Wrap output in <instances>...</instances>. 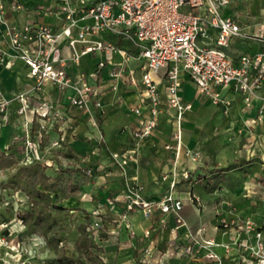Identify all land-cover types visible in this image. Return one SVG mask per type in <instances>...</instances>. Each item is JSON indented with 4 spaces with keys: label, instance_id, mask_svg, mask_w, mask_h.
<instances>
[{
    "label": "built area",
    "instance_id": "1",
    "mask_svg": "<svg viewBox=\"0 0 264 264\" xmlns=\"http://www.w3.org/2000/svg\"><path fill=\"white\" fill-rule=\"evenodd\" d=\"M60 1L54 7L26 5L20 0H0V66L11 69L21 62L31 79L28 89L11 98L4 95L0 83V113L5 115L8 106L16 101L19 104L17 114L24 117L22 134H14L11 140V144H16L23 163L38 162L44 154L53 153L60 146V138L47 145L44 142L56 125L70 119L66 107L87 110L92 104L101 109L97 88L86 84L84 75L73 81L67 72L69 63L78 64L83 56L90 53L103 56L91 74L96 80L105 63L111 62L115 54L124 59L133 56L142 61L139 82L130 78L131 84L142 87L147 107L146 116L132 132L136 140L148 137L157 125L160 95L151 73L163 69L166 99L175 109L179 125L182 115L192 107L180 94L182 73L187 74L198 92L214 104H228L220 97V88L241 94L247 106L254 98H259V118L263 116L264 95H259V92L264 87V51L242 54L237 60L226 53L231 38L243 36L240 24L224 15L229 0ZM13 11L34 16H60L62 24L60 28H54L35 20L12 23L6 14ZM210 29L215 32L211 33ZM64 40L69 48L67 56L62 52ZM120 73L117 69L111 75L118 78ZM78 82L82 84L78 85ZM48 84L60 92L68 88L73 90L66 104L42 96L43 88ZM116 88V84L113 85V89ZM133 112L142 115L140 107L133 108ZM175 149L179 153L181 138H177ZM111 158L124 176L125 214L138 209L149 218L155 206L161 213L174 214L175 229L186 225L180 214L182 202L173 195L178 183L176 171L172 172L165 196L152 202L144 197L142 185L128 179V157L121 152H113ZM181 178L186 180L189 173L182 172ZM257 185L262 189L264 202V174ZM195 201L201 205L199 198L195 197ZM99 211L93 209L91 215L100 216ZM160 223L164 225L165 219ZM99 226V221H93L95 238L99 236ZM217 226L227 237V242L206 237L205 228L201 227L195 233L187 231L185 242L169 251V256L185 257L196 264H264V217L261 220L249 216L221 218ZM0 227L3 228H0V248L3 244L7 247L5 254L0 256V264H24L14 258L18 250L8 246L11 239L6 241V238L11 233L7 234L6 230L10 232L7 225L1 224ZM144 253L149 255V249Z\"/></svg>",
    "mask_w": 264,
    "mask_h": 264
},
{
    "label": "crops",
    "instance_id": "2",
    "mask_svg": "<svg viewBox=\"0 0 264 264\" xmlns=\"http://www.w3.org/2000/svg\"><path fill=\"white\" fill-rule=\"evenodd\" d=\"M20 1L26 5L42 4L54 7L61 3L60 0ZM75 1L77 0H73ZM227 9L224 15L234 18L240 24L241 20L227 14ZM6 18L17 24L35 20L50 24L54 28H60L62 24V17L54 15L34 16L26 12L13 11L8 12ZM240 26L243 36L231 38L229 46L225 49L226 53L237 60L242 54L264 51V20L259 24L252 21ZM210 31L215 32L213 29ZM61 44L62 52L67 56L69 48L66 40ZM101 59L103 56L99 53H90L83 56L78 64L69 63L67 67V72L73 81L84 75V82L97 88L101 109H95L92 104L87 110L66 107L70 119L56 125L53 129L56 128L57 131L52 129L45 137V143L46 138H61L71 149L86 154L89 152H87L89 146L85 138L93 131L90 124L95 123V118L98 119L102 130V140L99 142L102 152L95 154L101 159L98 167L100 169L98 182L101 181V185L114 193L113 203L107 204L108 206L102 204L98 206L104 218L102 225L106 228L107 237L102 239L98 236L94 237V240L102 249L100 256L103 264H196L185 257L169 256V251L185 242L187 231L195 233L199 228L204 227L206 237L227 242V237L222 235L217 226L221 218L249 216L261 220L264 217L262 189L257 185L264 174V114L259 118L260 99L254 98L251 105L247 106L241 94L228 88H220L218 90L220 97L228 101L226 105L228 118L224 123L234 128L232 134L234 138H184L186 147L193 152L191 158L184 154L180 157V151L176 153V149L166 148L169 145V115L166 111L163 112L164 109L161 107L162 98L166 97L165 69L151 73L158 84L160 95L157 125L145 138V147L137 155L139 162H131L126 168L128 178L133 183L142 185L144 197L152 202L157 201L162 194H166L173 171L179 173L187 171L192 179L181 178L176 186L180 191L175 190L174 195L177 198L179 194L178 197L182 201V215L186 225L175 229L174 216L161 213L157 208L152 209L153 215L151 214L149 218L144 217L138 209L125 214L124 178L118 174L119 169L110 154L113 151L121 152L126 148L130 130H134L146 116L144 91L140 85H133L130 82L131 77L139 82L142 61L133 56L124 59L121 55L115 54L111 62L105 63L96 80L91 74ZM117 69H120L121 73L115 78L111 72ZM0 83L4 95L11 98L28 89L31 79L23 63L18 62L11 69L0 66ZM81 84L82 82H78V85ZM115 84L117 88L113 89ZM72 93L71 88L60 92L48 84L43 88L42 96L66 104L68 96ZM180 94L182 99L190 102L192 106L194 103L199 104L204 97L185 73L181 74ZM259 95H264V87ZM18 106V102L14 101L8 106L5 115L0 113V148L13 154H16L17 147L16 144H11L12 137L17 133L22 134L24 124V117L17 114ZM226 106L213 104L210 109L212 112L217 109L223 112ZM135 107H140L142 115L138 116L133 112ZM239 160H246L248 163L230 171L222 173L217 171ZM240 172L243 174L242 179L238 178ZM164 175L166 178L162 179ZM197 176H200L199 180L195 179ZM92 185L89 184L90 187ZM192 196L201 201L199 213L195 212ZM69 198L72 199L71 204L75 203L80 207L84 205L91 210L95 208L89 200L79 201L76 197ZM161 219L166 220L163 226L160 223ZM146 232L149 234L146 235ZM145 249H149V255H145ZM217 250L221 252V249Z\"/></svg>",
    "mask_w": 264,
    "mask_h": 264
},
{
    "label": "rangeland",
    "instance_id": "3",
    "mask_svg": "<svg viewBox=\"0 0 264 264\" xmlns=\"http://www.w3.org/2000/svg\"><path fill=\"white\" fill-rule=\"evenodd\" d=\"M28 1L43 2L46 0ZM226 8H228L226 13L239 18L241 20L240 24L242 25L252 21H255V24H259L264 20V0H229V4ZM213 104L214 103L208 98L202 97L199 104L194 103L191 109L187 110L182 115L181 123L179 125L175 109L171 107L166 97L162 98L161 107L164 109L163 112L166 111L169 115L170 133L168 136V146L175 149V146L177 145V138H181L180 157L182 154L190 157L192 155L191 152H193L192 149L186 147L184 138H234L232 136L234 128L229 127L224 123L225 119L228 118V110L226 106L228 104H224V106H226L223 108L224 113L219 109L212 112L210 107L213 106ZM94 108L97 109L96 107ZM90 125L93 128V131L89 137L85 138V140L88 141V153L83 154L71 149L60 138V146L56 147L53 153L46 154L42 160L38 161L45 166L46 174H48L53 180H58L57 190L51 191L50 200L48 201L49 209L47 211V218L49 223L42 229L44 234L40 230H32L26 221H22L20 219V214L32 208L30 199L26 196V194L21 190H14L13 188L8 187L4 188L5 184L12 180H15L17 183L21 181L20 178L14 177L19 170V167L0 170V225L5 224L10 230V232L6 230L7 234L11 233L10 236L6 238V241L11 239V244L8 246L14 248L15 251L18 250L17 253H15L16 256L14 255L15 260H18V262L22 261L24 264H48L49 260L56 258L58 255L57 250H62V252L68 255L75 254L74 240L78 235L77 228L81 223L85 222L82 212L77 209L80 208L87 210L90 214L93 209H88L87 207H84V205H81L80 207L75 203L71 204V198H63L69 183L74 184V186L77 187L78 192L75 197L79 201L89 200L95 206L94 209H99L98 206H101L100 204L108 206L110 203L114 202V193L110 192L103 185H101V181L98 182V177L100 176V169H98V167L101 164V159L95 154L97 152H102V146L99 144L102 140V130L98 119L95 118V124ZM55 130L57 131L56 128L53 129V131ZM156 131L157 130H155V132ZM132 132L133 130L131 129L130 138H128L126 148L121 151L122 154L128 157V166L131 162H139L137 155L142 148L145 147L144 143L146 141L145 138L141 140L132 138ZM239 134L241 133L239 132ZM56 139L46 138V143L44 142V144L47 145L50 140ZM155 143H157V141ZM16 151L17 152L14 155L18 159V166L28 164L23 163L24 160L18 149ZM68 152L70 153V157H66L67 154H69ZM89 156L96 157L89 158ZM193 157L196 158L197 155H193ZM179 163L180 159L178 161V164ZM118 174L123 176L120 170L118 171ZM238 175V178H243L242 172ZM85 177L89 180L88 184L83 183ZM176 177L179 183L181 173L176 172ZM93 183L94 185H92ZM89 184L92 185V187H90ZM176 186L173 190V195H175V190L178 192L180 191ZM167 192L168 190L166 193ZM164 196L165 194H162L157 201ZM178 196L177 199H180ZM103 199L105 201H102ZM191 201L195 207V212L199 213L198 208L201 205L198 206L196 204L195 197L193 196L191 197ZM53 204L62 206L65 210L57 212V210L51 208ZM153 208L157 207L154 206ZM167 214L174 216L173 213ZM180 214L182 215V209L180 210ZM92 219L93 221H99V224L102 225L104 218L100 215L92 216ZM1 235L2 234H0V237ZM52 236L60 237L61 239V241L58 242L57 249L47 246L46 238H50ZM181 245L182 244L177 247ZM5 251H7V247L3 244L0 248L1 257L5 254Z\"/></svg>",
    "mask_w": 264,
    "mask_h": 264
},
{
    "label": "trees",
    "instance_id": "4",
    "mask_svg": "<svg viewBox=\"0 0 264 264\" xmlns=\"http://www.w3.org/2000/svg\"><path fill=\"white\" fill-rule=\"evenodd\" d=\"M66 157H70V153ZM247 163L248 161L246 160H239L226 167L219 168L217 171L219 173L230 171ZM16 167H19V170L14 177L20 178L21 181L17 183L15 180H12L6 183L4 188L8 187L14 190H21L26 194L30 199L32 208L20 214V219L26 221L32 230L42 231L43 227L49 223L47 218V211L49 209L48 201L50 200L51 191L57 190L58 180H53L46 174L45 166L41 162L18 166L16 156L0 148V170ZM191 179L192 177L189 175V178L186 180ZM195 179L199 180L200 176H197ZM88 182L89 180L85 177L83 183L86 184ZM77 192V187L69 183L63 198L75 197ZM51 208L57 210V212L65 210L64 207L58 206L57 204H53ZM77 210L82 212L85 222L81 223L77 228L78 235L74 240L75 254L68 255L62 252V250H57L58 255L56 258L49 260L48 264H103L100 256L102 249L95 242L93 236L92 215L84 209L78 208ZM98 234L102 239L107 237L106 228L103 225L99 226ZM59 241H61L60 237L52 236L46 238L47 246L54 249H57Z\"/></svg>",
    "mask_w": 264,
    "mask_h": 264
}]
</instances>
